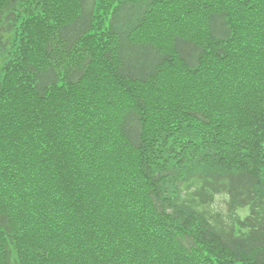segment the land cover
Masks as SVG:
<instances>
[{
    "label": "trees",
    "instance_id": "16d2710c",
    "mask_svg": "<svg viewBox=\"0 0 264 264\" xmlns=\"http://www.w3.org/2000/svg\"><path fill=\"white\" fill-rule=\"evenodd\" d=\"M0 264H264V0H0Z\"/></svg>",
    "mask_w": 264,
    "mask_h": 264
},
{
    "label": "rangeland",
    "instance_id": "374dc122",
    "mask_svg": "<svg viewBox=\"0 0 264 264\" xmlns=\"http://www.w3.org/2000/svg\"><path fill=\"white\" fill-rule=\"evenodd\" d=\"M247 213V209L240 210V215L243 217Z\"/></svg>",
    "mask_w": 264,
    "mask_h": 264
}]
</instances>
